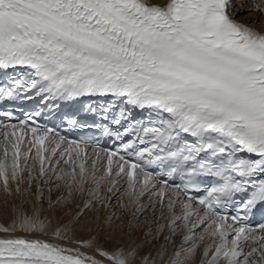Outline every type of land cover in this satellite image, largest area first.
Segmentation results:
<instances>
[{
    "label": "snow or ice",
    "instance_id": "1",
    "mask_svg": "<svg viewBox=\"0 0 264 264\" xmlns=\"http://www.w3.org/2000/svg\"><path fill=\"white\" fill-rule=\"evenodd\" d=\"M231 8L0 0V190L21 198L0 264H264V27ZM80 98L85 122L60 112ZM24 103L23 119L3 108ZM89 213L140 243L77 238Z\"/></svg>",
    "mask_w": 264,
    "mask_h": 264
},
{
    "label": "bare ground",
    "instance_id": "2",
    "mask_svg": "<svg viewBox=\"0 0 264 264\" xmlns=\"http://www.w3.org/2000/svg\"><path fill=\"white\" fill-rule=\"evenodd\" d=\"M254 2H259V0L241 1L242 5L237 8L232 7L230 13L234 16L237 21L249 27L260 29L261 27H264V14L252 9V5ZM25 199L27 202L24 204V208L31 212L35 205L34 199ZM113 201L115 202V200ZM113 201L112 204L114 205ZM20 204L21 198L19 196H8L3 193L2 190H0V227L10 226L12 224V220L15 215L13 207L19 206ZM35 207L41 206L35 205ZM42 208L45 211H43L41 215H49L47 211V202L43 204ZM177 212H179V209H177ZM104 214H106L105 211L101 213V217H103ZM157 215H159V210L157 211ZM165 215L167 216V210H165ZM91 217L92 214L89 213V215L85 216L84 219L81 221V223L85 225V228L83 231H77V238L83 237V239L85 240L94 239L98 245L108 250H111L117 244L127 246L140 243V240L138 239V233H134L131 239H129L127 236L120 239L113 238L112 236H110V230H102L100 227L97 226L98 222H92ZM141 219L143 220L144 217H142ZM19 234L20 233L0 232V237L14 236Z\"/></svg>",
    "mask_w": 264,
    "mask_h": 264
},
{
    "label": "rangeland",
    "instance_id": "3",
    "mask_svg": "<svg viewBox=\"0 0 264 264\" xmlns=\"http://www.w3.org/2000/svg\"><path fill=\"white\" fill-rule=\"evenodd\" d=\"M14 201V200H13ZM47 201H45V203H46ZM114 202V201H113ZM34 204H35V201H34ZM116 204V200H115V202H114V205ZM35 205H37V204H35ZM112 209H108V210H104L106 213L107 212H109V211H111Z\"/></svg>",
    "mask_w": 264,
    "mask_h": 264
}]
</instances>
